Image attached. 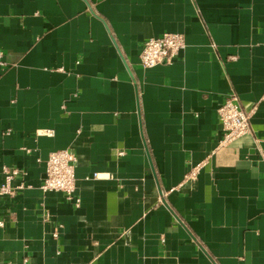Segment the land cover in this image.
I'll return each instance as SVG.
<instances>
[{"label": "crops", "instance_id": "crops-1", "mask_svg": "<svg viewBox=\"0 0 264 264\" xmlns=\"http://www.w3.org/2000/svg\"><path fill=\"white\" fill-rule=\"evenodd\" d=\"M0 47V167L33 185L0 196V264H264V0H0ZM233 93L251 129L220 145ZM59 148L80 205L40 187Z\"/></svg>", "mask_w": 264, "mask_h": 264}, {"label": "built area", "instance_id": "built-area-1", "mask_svg": "<svg viewBox=\"0 0 264 264\" xmlns=\"http://www.w3.org/2000/svg\"><path fill=\"white\" fill-rule=\"evenodd\" d=\"M186 45L184 33L166 31L158 36H151L144 42L140 60L145 67H152L163 61H172ZM4 49L0 47V63H4ZM219 117L224 134L220 139V145L228 143L243 136L251 129V115L240 104L236 93L228 96L218 108ZM76 154L69 148H59L51 151L46 160V176L40 187L43 191L60 190L69 199H73L80 205V197L76 193ZM199 170L196 166L188 173V177H195ZM27 171L16 165L3 164L0 167V196L14 195L20 189L32 187L27 183L25 175ZM96 176L101 173L97 172ZM0 223L3 221L0 220ZM54 236L59 235V229H55Z\"/></svg>", "mask_w": 264, "mask_h": 264}]
</instances>
